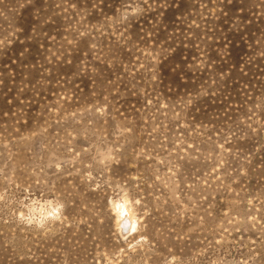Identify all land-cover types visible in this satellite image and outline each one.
<instances>
[{
    "label": "rangeland",
    "instance_id": "obj_1",
    "mask_svg": "<svg viewBox=\"0 0 264 264\" xmlns=\"http://www.w3.org/2000/svg\"><path fill=\"white\" fill-rule=\"evenodd\" d=\"M0 264H264V0H0Z\"/></svg>",
    "mask_w": 264,
    "mask_h": 264
}]
</instances>
